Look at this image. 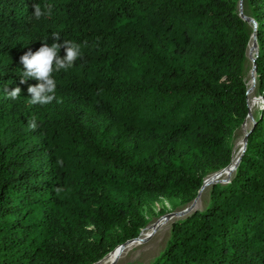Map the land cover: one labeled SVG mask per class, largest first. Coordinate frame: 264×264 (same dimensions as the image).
Instances as JSON below:
<instances>
[{"label": "trees", "instance_id": "1", "mask_svg": "<svg viewBox=\"0 0 264 264\" xmlns=\"http://www.w3.org/2000/svg\"><path fill=\"white\" fill-rule=\"evenodd\" d=\"M239 1L0 0V264H98L155 201L193 202L226 169L250 112ZM243 5L261 102L246 152L150 264H264V0ZM64 40L81 56L53 73L59 102L33 105L20 58Z\"/></svg>", "mask_w": 264, "mask_h": 264}, {"label": "rangeland", "instance_id": "2", "mask_svg": "<svg viewBox=\"0 0 264 264\" xmlns=\"http://www.w3.org/2000/svg\"><path fill=\"white\" fill-rule=\"evenodd\" d=\"M244 12H245V5H244ZM252 57L253 56L251 55V53H248L247 55V59H248L247 66H248V71H249L247 75L248 82H249L250 76L252 75L253 66H254L252 63V60L250 59ZM249 88L252 89L251 92L249 93V106L251 107V111L253 113L255 110H257L260 107V103H261L260 98L257 94L258 86L256 85V78H255V81L251 83V87ZM250 122L251 120H249V122L245 124L244 130L242 129L241 131H239L235 144H237L241 139L244 138L245 132L248 131V129L250 128L249 126ZM235 144H234V147L236 148ZM213 174L215 173H211L206 177V179L208 178L207 180L209 182L224 180L225 173H220L217 175H213ZM212 186L213 185L206 186V189L203 191L201 198L198 201H196L195 204H193L194 201L190 203H187V202L183 203L180 200L168 199V198H161L155 201L146 210V215L149 219V223L147 227L166 225V222L168 221H170V223L166 227L162 228L159 232L153 233L152 236H150L145 243H142L140 245H137L129 249L122 258L118 256V253H119L118 252L117 255L115 256V264H150L154 262L164 252V249L167 246V243L171 237V232H172L171 227L173 223L187 217V216L185 217L180 216V214L184 213L187 208L191 209L188 212L189 214H191L195 210H202L208 202L207 200L209 198V192ZM170 214H172V216L170 218H166V216ZM130 245L131 243L128 244L127 246L129 247ZM101 262H99L98 264H100Z\"/></svg>", "mask_w": 264, "mask_h": 264}, {"label": "clouds", "instance_id": "3", "mask_svg": "<svg viewBox=\"0 0 264 264\" xmlns=\"http://www.w3.org/2000/svg\"><path fill=\"white\" fill-rule=\"evenodd\" d=\"M34 17L40 18L44 13L39 5L35 4ZM50 10V6H46ZM53 39L59 41L60 38L53 35ZM65 50V55L60 56V50ZM81 56V47L79 44L64 40L63 43L54 42L49 46L48 43L43 45L36 51H28L21 58L20 63L23 65L21 84L27 83L29 78H34L39 81L37 85L28 86V94L31 99L29 102L33 105H48L53 101H57L55 95L56 81L53 78L54 72H59L61 69L67 70L73 66L74 62ZM22 90L16 87L7 91L8 98L16 100L20 97ZM59 102V101H57ZM28 126L35 130L38 125L35 117L29 119Z\"/></svg>", "mask_w": 264, "mask_h": 264}, {"label": "bare ground", "instance_id": "4", "mask_svg": "<svg viewBox=\"0 0 264 264\" xmlns=\"http://www.w3.org/2000/svg\"><path fill=\"white\" fill-rule=\"evenodd\" d=\"M249 50H248V53H251V55L254 57L255 54H256V45H255V39L252 35V39L249 43ZM252 57V58H253ZM255 74L252 73V75L250 76L249 78V82H248V86L251 87V83H253L255 81ZM250 119H248L247 122H249ZM247 127V126H246ZM237 143V142H236ZM236 145V148H235V151H234V155H233V159H232V162L229 166L228 169H226V171L224 172L225 173V177H224V180H226V178L230 175V174H234L237 170V160L240 156V154L242 153L243 151V146H244V138L241 139ZM208 181V180H207ZM223 181V180H222ZM208 183H211V181ZM196 202H194L193 204H195ZM192 204V205H193ZM198 204V203H197ZM170 223V221L166 222V225H161V226H154V227H148L146 229V232H144L142 234V236L135 242H132L131 245L128 247L127 245L121 249H117L114 253H112L111 255H109L107 257V259L105 261H103L101 264H115V256L117 255L118 253V256H120L121 258L127 253V251L129 249H131L132 247H135L137 245H140L142 243H145L147 241V239L153 234V233H157L159 232L162 228L166 227L168 224ZM156 225V224H155ZM162 233V232H161ZM163 237V236H162ZM161 238V237H160ZM156 243V242H155ZM153 244V243H152ZM151 245V244H150ZM154 250V249H153ZM134 257V256H133ZM136 259V258H135Z\"/></svg>", "mask_w": 264, "mask_h": 264}, {"label": "water", "instance_id": "5", "mask_svg": "<svg viewBox=\"0 0 264 264\" xmlns=\"http://www.w3.org/2000/svg\"><path fill=\"white\" fill-rule=\"evenodd\" d=\"M243 2H244V0H240L239 1V10H240V16H241V18H243L245 21H247V23H249V24H252V25H254V30H255V32H254V34H253V37H254V39H255V45H256V54H255V56L253 57V58H250L251 60H252V63H253V71H252V73L253 74H255V77H256V72H257V65H256V58H257V55H258V53H259V45H258V43H257V29H258V25L256 24V22H255V20L254 19H252L251 17H248L247 15H245L244 14V5H243ZM251 90L252 89H250L249 88V90H248V95H249V93L251 92ZM248 119H250L251 120V123L254 121V118H253V113H252V111H251V107H250V112H249V115H248V117H247V120ZM247 123V121H245V123L243 124V130L245 129V124ZM248 137H249V131H246L245 132V136H244V148H243V151H242V155H241V157H240V159H239V163H238V165L240 164V162H241V160H242V158H243V156H244V154H245V152H246V145H247V142H248ZM231 164V163H230ZM230 164L226 167V169H228L229 168V166H230ZM238 167V166H237ZM226 169H224V170H222V171H220V172H217V173H215V174H213V175H217V174H220V173H223V172H225L226 171ZM231 177H232V174H230L227 178H226V180H223V181H220V180H218V181H212L211 183H208L207 182V179L204 181V184H203V186L201 187L202 189L200 190V192H199V194H198V196L196 197V199L194 200V202H196V201H198L200 198H201V195H202V193H203V191L206 189V186H208V185H215V184H220V183H222V184H226L227 182H229L230 180H231ZM191 209H189V208H187L186 209V211L184 212V213H181L180 214V216H187L189 213V211H190ZM196 211H198V210H195V211H193V212H196ZM172 216V214H170V215H167L166 216V218H170ZM148 227L146 226V228L144 229V231L141 233V235H140V237L142 236V234L146 231V229H147ZM152 236V235H151ZM139 237V238H140ZM139 238H136V239H133V240H130V241H128V242H126V244H124V245H121V246H119L118 248H116L115 250H114V252L117 250V249H121V248H123V247H125L127 244H129V243H131V242H135V241H137ZM113 253V252H112ZM111 253V254H112ZM111 254H109V255H111ZM108 255V256H109ZM107 256V257H108ZM105 260V259H104Z\"/></svg>", "mask_w": 264, "mask_h": 264}]
</instances>
